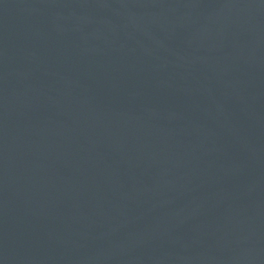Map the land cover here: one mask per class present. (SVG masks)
I'll list each match as a JSON object with an SVG mask.
<instances>
[{"label":"water","instance_id":"water-1","mask_svg":"<svg viewBox=\"0 0 264 264\" xmlns=\"http://www.w3.org/2000/svg\"><path fill=\"white\" fill-rule=\"evenodd\" d=\"M0 264H264V0H0Z\"/></svg>","mask_w":264,"mask_h":264}]
</instances>
